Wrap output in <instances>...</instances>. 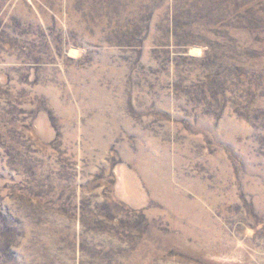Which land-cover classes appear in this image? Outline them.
Segmentation results:
<instances>
[{
    "label": "rangeland",
    "instance_id": "rangeland-1",
    "mask_svg": "<svg viewBox=\"0 0 264 264\" xmlns=\"http://www.w3.org/2000/svg\"><path fill=\"white\" fill-rule=\"evenodd\" d=\"M0 264H264V0H0Z\"/></svg>",
    "mask_w": 264,
    "mask_h": 264
}]
</instances>
